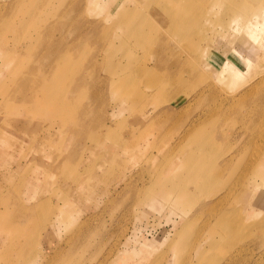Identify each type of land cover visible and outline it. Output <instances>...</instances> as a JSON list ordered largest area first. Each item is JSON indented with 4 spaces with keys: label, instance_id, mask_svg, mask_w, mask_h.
I'll list each match as a JSON object with an SVG mask.
<instances>
[{
    "label": "rangeland",
    "instance_id": "rangeland-1",
    "mask_svg": "<svg viewBox=\"0 0 264 264\" xmlns=\"http://www.w3.org/2000/svg\"><path fill=\"white\" fill-rule=\"evenodd\" d=\"M101 1L75 20L103 37L69 42L70 0H0V264H264V0H134L121 41Z\"/></svg>",
    "mask_w": 264,
    "mask_h": 264
},
{
    "label": "bare ground",
    "instance_id": "bare-ground-1",
    "mask_svg": "<svg viewBox=\"0 0 264 264\" xmlns=\"http://www.w3.org/2000/svg\"><path fill=\"white\" fill-rule=\"evenodd\" d=\"M80 1L81 2H84L85 0H75V1H71L70 0V7H72V12L69 14V17H67V20L66 18L64 19L65 21L64 22H58V25L56 24V27H65V26H71V27H74L77 32H75L69 39V42H75V41H82V40H90L93 38L94 41H96L97 39L99 40V36L102 34H104L101 30L102 29H98L96 27V20H75V13H76V10L78 9V6L80 4ZM117 1V4L114 8V11L113 13L116 14L115 15V20L114 21V25L117 27H119L121 30H122V35H116V37H119L120 38V41L122 40L121 39V36L122 37H125L128 38V39H131L132 37H138L139 35V30L137 29V26L139 23H141V19L138 20V24H133V18L132 16L129 17V16H126V14H128V12H134L136 11V9L138 8V6H136V4L133 3L134 0H116ZM139 2H143V5L149 9H154V7L158 4V0H138ZM218 0H215V2L217 3ZM92 5L93 6H90V10H94V11H101L103 9V7L105 6V2L101 1V0H92ZM218 4V3H217ZM220 4V3H219ZM34 5V4H33ZM222 5V4H220ZM69 7V9H70ZM56 12H58V14H60V11H62L63 9L60 7V5L58 4V6H55L53 8ZM65 13V12H63ZM147 14L146 12H144V15ZM67 15V14H66ZM197 17V16H196ZM1 18V16H0ZM134 21H135V18H134ZM85 22V23H84ZM172 22V21H171ZM80 23V24H79ZM82 23L85 24V28L84 30L81 27ZM55 26V25H54ZM126 26H129V28H126ZM169 29V28H168ZM92 36V37H91ZM109 36V35H108ZM107 36V37H108ZM114 36V34H110V37L112 39V37ZM66 36L64 37H61V38H57L54 42H52L51 45H49L47 48H44L42 51H41V54L42 55H47V54H50L51 56H56L60 50L62 49V47H65L67 45V39L65 38ZM103 37V36H102ZM253 37V36H252ZM251 35H250V38H252ZM107 39V38H106ZM105 39V40H106ZM255 39V38H254ZM109 40V39H108ZM112 41V40H110ZM254 41V40H253ZM113 42V41H112ZM99 43V41H98ZM96 43V44H98ZM159 45V50L161 51V56L159 55V57H157L158 55V52H157V55H155L157 58H155L157 61H161V57H162V54L165 53V51H163V47L164 44L162 42H159L157 44V46ZM75 48L76 46H72V50H67V52L69 54H74L75 52ZM101 49V47H100ZM98 49V51L100 50ZM157 50V49H156ZM99 53V52H98ZM97 54V53H96ZM100 54V53H99ZM154 54H155V50H154ZM95 56V55H94ZM93 56V59L95 60V58L98 56ZM97 59V58H96ZM231 63V62H230ZM54 64L53 63H48L47 65H45L43 67V69L45 71L50 72L53 68ZM229 67H230V64L227 65V69L229 70ZM28 69H30L31 71H33L35 69V65L33 67H29ZM27 72V69H24L23 72H22V77L24 78L25 74ZM114 73L116 74H119L117 73V71H114ZM113 74V73H112ZM232 76L234 79L235 78H238L240 77L241 75V71L239 70V68L237 69V71H234V70H230L229 74H228V77ZM21 77V78H22ZM124 78V74L122 75H116V77H114L112 80H111V83H117L118 85L120 83L118 82H121L122 79ZM222 79V78H221ZM22 80V79H21ZM19 82V86L21 89H16V90H19L20 92L24 90V93H26L27 91H29V95H26L24 93H21L20 94V100L18 101L19 102V107L21 110V112H25L28 116H30V107L34 106V105H38L41 103V100L39 97H34L33 94H34V90H35V87H34V84L33 83L30 87H25L24 84L21 82ZM231 80V83H232V80L233 79H230ZM234 81V80H233ZM236 82V80H235ZM240 82V80H239ZM262 81H258L255 86L259 85ZM84 83V79L83 78H79L77 81H76V84H83ZM234 83V82H233ZM243 84V82H242ZM18 87V85H17ZM18 95V94H17ZM129 102V101H128ZM9 104H13V98H8L6 100H4V103L3 105H1V108L4 109L7 105ZM57 105H59V107H62L64 104V101H59L57 103ZM45 204V202L43 203H36V202H33L30 207L27 209V210H24V209H20L18 212H15V216H14V219L13 221H11V223H13L14 225L16 224V226H21V220L24 219L23 216L27 215V216H30V217H36V215H39L40 214V211H39V207H43ZM13 212V211H12ZM10 213V212H8ZM13 216V215H12ZM9 218V216H8ZM10 219V218H9ZM219 226H221L222 229H231L232 228V224H229L228 222L224 223V224H221L219 223ZM264 244V242H263ZM15 249H16V256L13 255V256H8L7 259L2 262L3 264H28L24 259V262L23 263L22 261H20V256H19V252L21 251V246L17 245L15 246ZM199 256V261H202L201 259L203 258L204 255H198ZM230 260L226 261V263H228Z\"/></svg>",
    "mask_w": 264,
    "mask_h": 264
}]
</instances>
